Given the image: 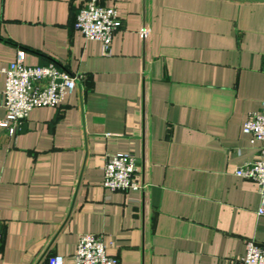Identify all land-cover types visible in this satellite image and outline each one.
<instances>
[{"label":"crops","instance_id":"0c3cea01","mask_svg":"<svg viewBox=\"0 0 264 264\" xmlns=\"http://www.w3.org/2000/svg\"><path fill=\"white\" fill-rule=\"evenodd\" d=\"M99 3L120 20L107 54L73 29L79 2L0 0V69L23 50L81 76L15 137L0 128V264H72L83 234L118 264H241L264 250L257 185L236 176L260 158L242 127L264 105V0ZM119 153L141 190L102 187Z\"/></svg>","mask_w":264,"mask_h":264},{"label":"built area","instance_id":"2783aa9c","mask_svg":"<svg viewBox=\"0 0 264 264\" xmlns=\"http://www.w3.org/2000/svg\"><path fill=\"white\" fill-rule=\"evenodd\" d=\"M76 7L73 29L87 40L99 41L104 53L109 52L114 32L120 27L117 11L113 7L102 6L99 0H74ZM147 37L146 31L140 32ZM25 52L19 50L15 60L0 69L4 80L2 92L3 108L6 115L0 120V128L10 137H15L27 121L30 112L37 107H58L73 94L81 81V76L71 74L54 63L31 67L24 63ZM242 131L252 143H260V158L245 163L236 170V176L254 182L261 197L260 214L264 213V105L251 113ZM136 158L131 154H115L107 157L103 166L102 187L109 191L141 190L137 181ZM1 239V220H0ZM241 264H264V250L255 241L247 243L246 254ZM51 264H63L62 258L55 256ZM72 264H118L115 257L106 252L100 236L83 234L78 237L72 255Z\"/></svg>","mask_w":264,"mask_h":264}]
</instances>
